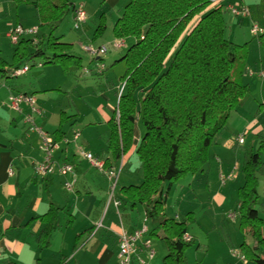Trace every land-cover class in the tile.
<instances>
[{
  "label": "crops",
  "instance_id": "1",
  "mask_svg": "<svg viewBox=\"0 0 264 264\" xmlns=\"http://www.w3.org/2000/svg\"><path fill=\"white\" fill-rule=\"evenodd\" d=\"M86 1L95 5L98 0ZM108 2L111 9L123 5V0ZM235 2L225 0L224 4L228 9ZM240 2L249 11L250 19L240 21L227 13L225 36L234 45L246 47V72L242 82L248 86L249 95L242 106L230 115L225 127L227 133L219 134L211 143L210 159L203 172L180 181L181 195H177L179 184L168 192L167 186L164 187L167 217L179 222L193 219V222L190 221L197 232L192 234L188 231L187 237L193 242L192 248L196 246L195 252L201 248L200 231L203 232V229L200 218L212 231L221 230L228 238H233H217L218 245L215 244L222 255L217 264H240L239 259L249 264L241 255V246L237 248L246 241L244 233L239 229L240 236L235 228L240 225L238 193L245 184L243 167L248 152L257 153L264 142L261 132L264 127V77L259 75L264 73V0ZM95 9L97 11L98 8ZM70 17L73 18V15ZM253 24L259 29L257 35L252 33ZM39 25L38 12L34 7L21 5L19 0H0V35L10 45L7 35L17 26L26 30L38 28V37L47 35V30L43 33ZM22 40L33 39L25 36ZM73 50L72 46V54ZM30 51L33 53L32 49ZM13 53L10 54L11 59L14 58ZM47 54L50 55V52ZM73 55L78 58L77 54ZM118 58L114 57L112 62ZM95 61L101 62L102 59L88 57L87 64L92 65ZM27 64L30 71L20 78H0V264H120L119 235L122 231L133 234L145 226V206H132L112 199L106 173L91 167L82 156L87 152L103 163L111 162L109 123L117 112L119 86L114 79L111 86L105 84L106 88L99 92L94 87L89 92L83 83L80 87L81 81H88L84 76L91 72L86 74L88 70H80L84 76L78 77L75 68L81 65L73 59L62 64L45 65L43 59L35 58ZM118 70L95 75L103 80L111 74L121 77L123 69ZM249 73L256 76L250 77ZM58 93L68 96L62 105L53 99L52 95ZM15 94L35 98V106L40 112V115H33L35 123L61 145V150L54 154L55 166L72 165L75 179L72 175L58 174L41 179L35 174V166L43 158L40 138L29 130L22 115L10 109L9 97ZM97 95L99 103H90L89 98ZM22 112L30 113L26 106L22 107ZM137 124L131 150L112 168L119 174L117 192L124 187L139 186L143 181L142 166L135 153L143 137V129ZM75 134L79 135L77 140H74ZM241 135L244 137L242 145L238 143ZM261 161L263 164L256 171L258 199L255 208L259 207L264 212V149ZM221 176H231V179L222 185ZM67 183L72 185L71 191L66 189ZM257 211L260 216V211ZM53 219L54 230L47 245H41L42 232ZM262 234L264 236V229ZM148 239L147 232L138 242L134 264H137V258L145 264H163L166 249L161 234L157 237L159 246L153 239L150 240L155 252L152 259L143 246ZM206 242L208 253L210 240ZM162 248L165 255L160 251L162 255L158 257V250Z\"/></svg>",
  "mask_w": 264,
  "mask_h": 264
},
{
  "label": "trees",
  "instance_id": "2",
  "mask_svg": "<svg viewBox=\"0 0 264 264\" xmlns=\"http://www.w3.org/2000/svg\"><path fill=\"white\" fill-rule=\"evenodd\" d=\"M224 1L129 0L113 28L115 40L133 39L134 43L120 60L126 64L122 78L126 87L119 98V117L115 112L109 123L111 162L104 163L105 170H112L131 150L136 124L141 121L144 134L135 153L143 181L119 192L115 189L114 199L145 206L149 240L161 234L166 249L163 264H188L185 253L193 246L191 240L184 239L193 219L179 222L167 217L164 187L168 192L180 180L203 172L211 143L249 95L248 86L242 82L246 47L227 40L225 16L229 13L244 21L250 19V13L240 0L228 9ZM19 2L37 10L39 27L46 28L48 34L38 37L37 44L20 41L12 64L0 57V78L7 79L10 71L35 58L43 59L45 65L69 59L78 64L71 53L72 45L53 36L54 28L73 13L75 4L68 0ZM263 149L264 142L257 153L248 152L243 167L245 184L238 193L239 229L252 241H245L240 250L252 263L264 262V221L255 209L256 171L263 164ZM54 219L42 232L41 245H47Z\"/></svg>",
  "mask_w": 264,
  "mask_h": 264
},
{
  "label": "rangeland",
  "instance_id": "3",
  "mask_svg": "<svg viewBox=\"0 0 264 264\" xmlns=\"http://www.w3.org/2000/svg\"><path fill=\"white\" fill-rule=\"evenodd\" d=\"M70 2H75L74 4H78L80 3V0H69ZM87 4V11L89 12V14L87 13V22H86V29L84 30L85 25L81 26L79 30L75 29V25L73 22V18L70 17V15L66 18V20H64V22H61L58 26H56L53 30V36L55 38H61V43H66L68 45H72L74 50H73V54H77L78 57V61L81 65V67H77L75 68L76 70V75L78 77L84 76L82 75L81 71L83 72L84 69L88 70L91 72V74H89L88 76H84L85 79H87L88 81H84V82H80V87L82 85V83L84 84L85 88H88L89 92H92V87H94V89L99 92L103 89H105V84H108L109 86H111V82L112 80L115 79L116 84L120 87V85H122V78L125 76L126 74V64L124 62H119V63H115L118 62L119 60H121L127 50L133 45L134 40L133 39H127L124 40L125 43V47L123 49L120 50H116L115 48H113L111 46L112 42L115 41L114 39V34H113V28L117 22V20L122 16L123 14V10L124 7L126 6V4L129 2V0H123V5L121 6H117L115 9H111V6L108 2V0H98L97 4H93L89 1H84ZM83 3V2H82ZM84 3V6H86ZM95 8H98L97 11ZM86 9V8H85ZM91 9V10H90ZM86 11V12H87ZM93 12V13H92ZM101 27V30H100ZM41 30H44L43 33H45V29L46 28H40ZM98 31H101V34L98 35ZM2 36V37H1ZM0 52H1V57L3 58V60H6V62H12L13 59H11L10 54L13 53L15 51V47H11L10 43L8 41L5 40V38L3 37V35H0ZM102 38V39H101ZM227 40L228 37L226 36ZM86 46H93L95 48L98 47H102L105 46L108 48V52L105 55L104 58H102V61H95L92 65H88V57H91L89 54H87L84 51V47ZM14 55V53H13ZM118 59H116V61L112 60L114 59V57H118ZM13 58V57H12ZM97 58H94V60H96ZM100 64H103L106 68L104 73H111V71H114L116 69H119L118 71L123 69V73L121 75V77H118L116 75L111 74V77H107L104 78V80L102 78H99L100 76H96V70L99 67ZM85 68H83V67ZM87 67V68H86ZM122 68V69H121ZM81 74V75H80ZM96 74V75H95ZM53 99L56 100L57 104H64L67 100V94H62V93H58V94H53ZM89 102L90 103H99L98 100V95L94 98H89ZM139 128L142 130H144L141 121L137 122ZM224 132H226V128L223 129L220 132V135ZM227 133V132H226ZM144 134V131H143ZM137 159V158H135ZM181 181V180H180ZM177 182L178 185V194L177 195H181V191L180 190V185L181 182ZM175 195V194H174ZM174 196L171 197V199ZM173 204V200L171 201V205ZM256 210L260 211V216L264 221V212H262L261 209H259V207L255 208ZM200 227H202L203 232L200 231V244H201V248L199 252H195L194 249H196V246L194 247V249L192 248L193 246H191L190 248L192 249H188L189 252L186 251L185 253V257L186 259L189 261V264H217V261H220L222 258V255L220 252L217 242V238L219 239H229L232 240L230 238L227 237L226 232H223L221 230L217 231L214 230L212 231V229L207 226L204 223V219L201 220L200 218ZM208 228V229H207ZM235 228L237 229V231L239 232V226H235ZM263 229H264V225H263ZM196 226L194 227L193 224H189L188 225V231L192 234H195L197 231ZM239 235L241 236L242 234L239 232ZM239 236V237H240ZM264 237V236H263ZM210 240V251L207 253L206 251V241ZM245 240L247 242H250L249 238H245ZM153 242L155 243V245L159 246V240L157 238L153 239ZM217 243V245L215 244ZM205 246V247H202ZM239 246H241L240 244L238 245L237 248H239ZM157 249V248H156ZM159 254L158 257H160V251H162L161 253H163L165 255V253L163 252L164 249L162 248L161 250H158ZM241 254V253H240ZM163 255V257H164ZM243 255V254H241ZM240 255V256H241ZM161 257V258H163ZM239 263L240 264H245L243 261H241L239 259ZM249 264H253L252 262H249Z\"/></svg>",
  "mask_w": 264,
  "mask_h": 264
},
{
  "label": "built area",
  "instance_id": "4",
  "mask_svg": "<svg viewBox=\"0 0 264 264\" xmlns=\"http://www.w3.org/2000/svg\"><path fill=\"white\" fill-rule=\"evenodd\" d=\"M243 14L248 15V12L245 10H242ZM242 12H237V14H242ZM236 13V10H235ZM73 22L75 25V29L79 30L81 26L85 25L87 22V12L84 6V3L80 2L78 4H75L74 10H73ZM258 27L254 26L252 33L254 35H257L258 33ZM39 30L38 28H33L26 30L22 28L21 26H17L13 30H11L8 33V38L13 46L18 45L20 40L25 37L29 36L33 39L34 44H37V37H38ZM111 46L115 48L116 50L123 49L125 47L124 40H115L112 42ZM84 51L91 56V58H97L102 59L105 57V55L108 52V48L105 46L95 48L93 46H86L84 47ZM30 71V67L28 65L24 66L21 69L10 71L9 78L10 79H17L21 76L25 75ZM105 66L103 64H100L99 67L96 70V74L100 75L104 73ZM86 74H89V71H85ZM259 75L263 78L264 73H259ZM250 77H255V73H249ZM126 85L122 83L119 87V93L118 97L120 98ZM26 106L28 107L30 113L29 114H23L22 107ZM9 107L12 111L20 114L23 116L24 121L29 126V130L36 133L40 138V150L42 152L43 158L40 163H38L35 166V174L41 178L46 179L48 177H52L55 174H58L59 176H67L72 175L74 179L76 178L74 175V167L70 164H61L59 166H55L54 161V154L59 152L61 150L60 142L57 141V139L48 137L41 127H39L33 118V115H40V112L37 110L35 106V98L31 95H23V94H15L11 95L9 97ZM117 117H119L118 111ZM262 136L264 139V127L262 128ZM78 134L74 135V140L78 139ZM238 143L242 145L244 143V137L241 135L238 137ZM82 156L84 160L94 169L104 172L107 175V178L110 182V194L111 198H114V193L116 189V185L118 183L119 174L114 170H105V164L102 161L97 160L92 154L84 152L82 153ZM231 179V176H221L220 182L222 185L227 183ZM66 189L68 191H71L72 185L66 184ZM117 206L119 203H115ZM147 227L144 226L140 230L136 231L133 234H128L125 231H122L119 235V261L120 264H134L135 262V253L137 251V244L139 241L143 239V237L147 234ZM186 241L190 240L187 236L184 237ZM144 248L147 249L149 258L152 259L155 256V252L152 250V243L148 239L144 241L143 244ZM137 264H145L143 260L136 259Z\"/></svg>",
  "mask_w": 264,
  "mask_h": 264
}]
</instances>
